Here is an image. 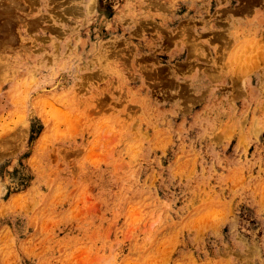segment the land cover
Here are the masks:
<instances>
[{"label":"rangeland","instance_id":"1","mask_svg":"<svg viewBox=\"0 0 264 264\" xmlns=\"http://www.w3.org/2000/svg\"><path fill=\"white\" fill-rule=\"evenodd\" d=\"M0 13V264H264V0Z\"/></svg>","mask_w":264,"mask_h":264},{"label":"bare ground","instance_id":"2","mask_svg":"<svg viewBox=\"0 0 264 264\" xmlns=\"http://www.w3.org/2000/svg\"><path fill=\"white\" fill-rule=\"evenodd\" d=\"M13 2H14V1H13ZM16 3H17V2H16ZM16 3H15V4H16ZM15 4H14V5H15ZM17 4H18V3H17ZM11 5H12V4H11ZM12 7H13V6H12ZM12 7H10V8H12ZM15 7H16V6H15ZM18 7H19V5H18ZM18 7H16V8H18ZM5 8H6V7H5ZM6 10H7V8H6ZM11 10H12V9H10V11H11ZM75 10H76V7H75ZM77 10H78V9H77ZM7 12H8V11H6V13H5V11H4V14H7L6 16H8V13H7ZM12 12H15V10H14V11L12 10ZM67 12H68V11H67ZM10 13H11V12H10ZM70 13H71V12H70ZM0 14H2V13H0ZM4 14H2L1 16H3ZM10 15L12 16V14H9V16H10ZM13 16H15V15L13 14ZM4 17H5V16H4ZM1 18H2V17H1ZM6 19H7V20H8V19L11 20V19H13V17H11V19H10V18H6ZM6 19H4L2 22H4ZM9 20H8L7 22H9ZM0 21H1V20H0ZM10 23H11V22H10ZM2 24H3V23H2ZM5 25H6V24H3V26H5ZM7 25H9V24H7ZM7 25H6V26H7ZM8 27H9V26H8ZM0 29H1V27H0ZM7 29H8V28H7ZM9 31H10V27H9V29H8V32H9ZM3 32H4V31H3ZM9 33H10V32H9ZM0 34H2V33L0 32ZM3 34H4V33H3ZM5 34H6V32H5ZM5 34H4V35H5ZM7 34H8V33H7ZM4 35H3V36H4ZM8 35H9V34H8ZM11 35H12V33H11ZM11 35H10V36H11ZM10 36L7 38V40L10 39L11 42H13L12 39L10 38ZM0 39H1V37H0ZM3 40H4V39H1V41H3ZM5 40H6V39H5ZM10 40H9V42H7V44L10 43ZM1 41H0V42H1ZM5 42H6V41H5ZM5 42H3V44H1V45H3L4 48H5L4 44H6ZM1 43H2V42H1ZM11 44H12V43H11ZM1 45H0V46H1ZM3 47L1 46V48H3ZM2 50H3V49H2Z\"/></svg>","mask_w":264,"mask_h":264}]
</instances>
